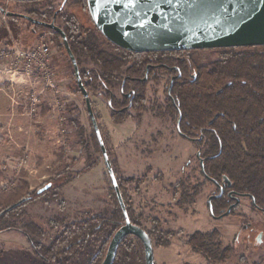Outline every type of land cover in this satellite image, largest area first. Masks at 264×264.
<instances>
[{"label": "rangeland", "instance_id": "obj_1", "mask_svg": "<svg viewBox=\"0 0 264 264\" xmlns=\"http://www.w3.org/2000/svg\"><path fill=\"white\" fill-rule=\"evenodd\" d=\"M63 3V0L29 4L0 0V5L9 12L30 17L33 13L35 17L32 18L37 20L44 15L48 23L64 8ZM62 16L77 19L79 29L94 30L96 27L87 0H68L56 18V25L61 29L65 27ZM0 20V36L4 29L10 33L8 39L0 40V45H50L59 84L57 92L52 91L53 96L57 100L56 105L66 102L64 116L58 118L63 140L56 148L50 144L56 150L51 161H48V134L35 122L36 117L28 118L24 114L31 91L23 96L19 114L21 125L29 131L26 137L19 138L20 145L12 143L8 134L4 138L0 128V213L20 195L35 197L33 201L27 200L17 207L16 213L5 218L4 222L0 221V264H102L117 231L113 223L114 214L122 208L85 99L77 91L75 72L63 40L61 36L34 28L24 20L15 21L1 13ZM95 35L102 48L110 52L103 35L99 32ZM221 56V49L187 51L186 54L197 67L210 65ZM80 62V70L98 68L90 60L81 58ZM172 75L158 74L157 80L147 82L146 112L137 116L129 110L132 117L120 124L115 122L107 99L90 95L128 215L150 235L155 264H264V214L254 208L251 200L240 198L239 206L227 216L215 217L210 210V200L220 190L203 176L199 150L178 134L175 120L167 110V92ZM114 96L123 101L120 87ZM44 105L42 101L40 111L47 115L50 106ZM117 128L121 130L117 131ZM26 144H33L32 152L24 148ZM24 157L26 163L20 168L17 163ZM70 175L79 177L66 184L57 199L36 197V192L48 190L51 185L48 183L54 182L52 185L56 187ZM2 184H6L7 189H2ZM184 194L189 195L188 198H184ZM87 220L95 224L97 232L82 238L71 246L67 255H60L56 260L51 256L48 260L42 259L30 241L49 246L69 225ZM167 232L175 233L171 246H158L156 235L160 238V233ZM197 232H216L214 241L223 248H231V256L210 263L193 252L187 241Z\"/></svg>", "mask_w": 264, "mask_h": 264}, {"label": "trees", "instance_id": "obj_2", "mask_svg": "<svg viewBox=\"0 0 264 264\" xmlns=\"http://www.w3.org/2000/svg\"><path fill=\"white\" fill-rule=\"evenodd\" d=\"M31 17H35V14L32 13ZM62 18L65 22L62 29L79 67L81 58L90 60L98 67L90 71L80 70L87 92L111 103L117 124L132 117L129 110H133L137 116L146 112L147 82L143 80L148 68L158 66L156 68L163 75L170 73V68L180 67L182 75L174 78L168 86L167 110L173 116L176 126H179L182 136L199 150L204 160L201 166L203 176L210 181L225 184L224 193L220 191L211 198L210 210L215 217H221L230 208L233 211L238 202L237 197H245L251 200L257 211L264 214V47L221 49L219 60L197 67L191 60L177 59L175 55L178 53L128 52L110 43L96 27L94 30L79 29L78 20L74 17ZM39 20L49 22L44 15ZM34 28L60 36L44 27ZM95 32L104 37L110 52L98 43ZM9 35L4 29L0 40L8 39ZM157 73L150 72L149 80H157ZM118 87L122 92V102L114 96ZM77 91L82 95L78 85ZM128 94L132 102L127 99ZM78 175H70L56 187L52 185L54 182H50V189L36 192L35 195L38 198L48 196L51 200L57 199L60 190ZM188 196L184 194V198ZM34 198L30 194L16 197L15 202L9 203L0 213V221L4 222L5 218L16 213L17 208L9 211L13 206L24 200L33 201ZM129 217L135 224L133 217ZM113 223L117 231L124 225L125 218L121 209L115 212ZM95 227L90 220L69 225L49 246L30 241L42 259L48 260V256H51L52 260H56L60 255H67L71 246L82 238L94 235L97 232ZM160 234V238L156 235L157 245L169 248L175 233ZM216 237V232H197L188 239L187 245L208 262H220L231 256L232 249L216 243ZM66 246H70L69 249ZM114 264H146L143 243L136 237H127L119 247Z\"/></svg>", "mask_w": 264, "mask_h": 264}, {"label": "water", "instance_id": "obj_3", "mask_svg": "<svg viewBox=\"0 0 264 264\" xmlns=\"http://www.w3.org/2000/svg\"><path fill=\"white\" fill-rule=\"evenodd\" d=\"M6 1L32 3L42 0ZM67 1H64L63 7ZM133 4L135 0L132 4H129V0H121L119 4L114 2L105 4L104 0H99V3L97 0H87L91 18L99 32L113 45L131 53L264 47V0H197L195 8L183 0H173L171 5L162 0L158 4L152 0H141L136 6ZM0 13L7 18L22 19L34 26L49 29L59 34L63 40L125 218V224L114 234L102 264L115 263L120 245L129 236L136 237L143 243L146 264H155L154 246L150 235L140 226L133 224L128 215L90 94L81 78L78 61L71 50L66 33L56 25V16L59 12L51 23L9 12L1 6ZM50 187L51 185L48 189ZM26 201L16 204L9 211ZM231 211L232 208L225 215H229Z\"/></svg>", "mask_w": 264, "mask_h": 264}, {"label": "crops", "instance_id": "obj_4", "mask_svg": "<svg viewBox=\"0 0 264 264\" xmlns=\"http://www.w3.org/2000/svg\"><path fill=\"white\" fill-rule=\"evenodd\" d=\"M0 26L2 23L0 20ZM42 44V43H41ZM24 47V46H23ZM53 63V60H52ZM36 92L41 95L44 106H50L49 113L44 115L39 111L35 118V122L42 126V130L45 134H48V161H51L55 157L56 145H59L63 140L61 133L62 126L59 123V116H64V110L66 109V102L57 103V100L53 96V92L45 90L40 83H37L23 75H12L8 73L4 66L0 65V128L4 138L6 135H10L18 146L20 145L21 137H26L29 133L27 128L20 123V110L23 105V96L28 92ZM66 96V95H65ZM42 108V107H41ZM27 120H29L27 118ZM34 121V120H29ZM120 128V127H118ZM117 128V129H118ZM116 129V130H117ZM121 130V129H120ZM119 129L117 131H120ZM50 144H54V147H50ZM24 148H27L28 152H32L34 149L33 144H26ZM63 148V147H61ZM62 151V149H61ZM49 165V164H48Z\"/></svg>", "mask_w": 264, "mask_h": 264}, {"label": "built area", "instance_id": "obj_5", "mask_svg": "<svg viewBox=\"0 0 264 264\" xmlns=\"http://www.w3.org/2000/svg\"><path fill=\"white\" fill-rule=\"evenodd\" d=\"M53 53L49 44L42 43L31 47L19 45H0V65L12 75H23L37 83L43 85L45 90L57 92L58 81L53 69ZM42 104L41 95L30 92L27 96L24 114L28 118H34L40 111ZM26 158L21 159L17 166L23 167ZM2 189H7L6 184H2Z\"/></svg>", "mask_w": 264, "mask_h": 264}, {"label": "flooded vegetation", "instance_id": "obj_6", "mask_svg": "<svg viewBox=\"0 0 264 264\" xmlns=\"http://www.w3.org/2000/svg\"><path fill=\"white\" fill-rule=\"evenodd\" d=\"M65 0H63V2H64ZM67 3H68V1H67ZM66 3V4H67ZM64 4V3H63ZM66 6V5H65ZM65 6H64V8H65ZM59 8H61V6L59 7ZM63 8V9H64ZM63 9L57 14V16H56V18H58V16L63 12ZM160 53H178V55H175L176 56V58L177 59H179L180 61H184V60H186V61H188V62H190V59L188 58V57H186V54H187V51H182V52H160ZM143 54H150V53H143ZM191 65V64H190ZM192 66V65H191ZM156 67H158V66H151V68L149 69H147V74H146V77H145V79L143 80L144 82H149V81H154V80H149V73L150 72H152V71H155V72H158L157 73V75L158 74H160L159 73V69L158 68H156ZM152 68H154L153 70H152ZM169 72L170 73H172L173 75H172V80L174 79V78H176V77H180L181 75H182V69L180 68V67H175V68H170L169 69ZM177 74V75H176ZM156 75V76H157ZM161 75V74H160ZM127 96V99H129V101L130 102H132V98H131V95L130 94H128V95H126ZM176 129H177V131H178V134H180V136H182V134H181V132H180V130H179V126H176ZM183 137V136H182ZM184 138V137H183ZM185 139V138H184ZM187 140V139H186ZM189 141V140H188ZM189 142H191V141H189ZM192 143V142H191ZM192 144H194V143H192ZM195 145V144H194ZM200 154V153H199ZM202 156H201V154H200V157H198L199 159H200V164H201V166L203 165V162L202 161H204L202 158H201ZM211 182H213V181H211ZM218 188H219V190L222 192V193H224V189H225V184L224 183H218V182H213ZM240 198H245V197H237L236 199L238 200V204H236V207H238L239 206V204H240ZM261 239V237L259 238V240Z\"/></svg>", "mask_w": 264, "mask_h": 264}, {"label": "snow or ice", "instance_id": "obj_7", "mask_svg": "<svg viewBox=\"0 0 264 264\" xmlns=\"http://www.w3.org/2000/svg\"><path fill=\"white\" fill-rule=\"evenodd\" d=\"M97 2L99 3V0H97ZM121 3V0H104V3L107 4V3ZM153 3H159L161 2V0H152ZM162 2H165L169 5H171L173 3V0H162ZM184 3L190 5L192 8H195L196 5H197V0H183ZM133 3V0H129V4H132ZM141 3V0H135V4H133V6H136V5H139ZM126 7L128 5H125ZM139 15V13H137ZM141 27H143V25H141Z\"/></svg>", "mask_w": 264, "mask_h": 264}]
</instances>
